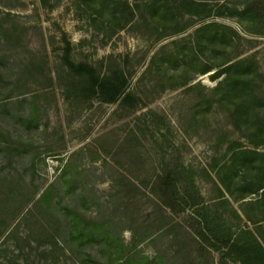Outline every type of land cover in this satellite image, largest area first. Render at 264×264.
<instances>
[{
  "label": "rangeland",
  "instance_id": "obj_1",
  "mask_svg": "<svg viewBox=\"0 0 264 264\" xmlns=\"http://www.w3.org/2000/svg\"><path fill=\"white\" fill-rule=\"evenodd\" d=\"M249 1L176 0L160 22L141 1L120 27L110 0H0V264L106 263L104 243L73 237L74 214L113 223L127 244L132 218L153 222L155 233L133 250L144 264H232L198 235L214 219L248 227L264 244V100L250 106L239 89L213 93L219 68L202 73L252 54L264 75V24L229 16ZM62 31L75 61L102 73L119 64L131 99L78 97L60 60ZM166 170L181 189L190 177L196 185L177 213L157 205ZM120 173L137 187L111 197ZM10 190L28 204L3 227Z\"/></svg>",
  "mask_w": 264,
  "mask_h": 264
},
{
  "label": "trees",
  "instance_id": "obj_2",
  "mask_svg": "<svg viewBox=\"0 0 264 264\" xmlns=\"http://www.w3.org/2000/svg\"><path fill=\"white\" fill-rule=\"evenodd\" d=\"M45 7H53L52 0H40ZM134 7L139 6L138 2H146L148 8L151 10V15L158 14L159 22L164 20L166 15V9L176 0H135ZM110 12V18L117 19L120 27H125L128 23L132 22L135 17V8L129 3L128 0H110L106 4ZM160 9V10H159ZM207 16H211L208 13ZM229 16L237 17L240 20L248 21L250 23L259 22L264 24V2L260 0H252L247 2L244 6H233L229 8ZM205 26L199 28L196 31L198 38L203 36ZM61 40L63 46L61 47L62 53L60 56L61 63L67 68L73 81L71 89L78 97L85 99H98L101 102L114 103L123 95L128 87V76L123 68L117 64L114 60L110 61L106 67L105 72H101L99 68L88 62H77L72 58V43L67 39L66 32L62 31ZM237 54L235 57H238ZM232 57L216 66H206L203 68L202 73L219 68L211 74L212 79H217L220 76L223 78L210 90L211 92H231L235 89H239L244 99L240 102H246L250 106L261 105L260 101L264 100V87L259 82V79L264 75L258 71L257 60L254 55H246L239 59ZM224 66V67H222ZM222 67V68H220ZM190 86V89H193ZM228 89V90H227ZM132 94L127 92L124 94V99H131ZM224 96L220 97V102H224ZM66 169V167H65ZM190 177V176H189ZM111 197L119 195L124 188L137 185L126 175L120 173L118 176L111 178ZM159 187V207L168 208L172 212H179L177 207L181 210L185 208V205L193 203V200L189 198V190L196 187L193 178H189L186 182V191L177 185L173 176L172 170H166L162 175L158 177ZM67 181L70 182L67 176ZM264 184H260L259 189H263ZM49 190L44 191L38 198V203L48 197ZM195 193L201 198L199 191L196 189ZM6 205L9 207L10 216L5 219L3 227L9 222V219H16L21 211L26 207L28 201L23 200L21 193L15 190H10L6 196ZM2 201V200H1ZM185 205H184V204ZM128 203H125L127 207ZM183 204V206H181ZM69 205L65 206L67 209ZM74 214V232L73 237L76 239H83L81 242L86 245L91 242L104 243L107 251L106 263L101 258L95 257L96 264H144L143 258L137 256L136 251H133L137 245L148 239L155 233L153 228V222L150 220L146 222H138L136 218H132L133 225L130 226L131 241L125 243L123 237H120L117 230L112 225L109 227H103L96 219L92 221L82 220L78 215ZM250 219V218H248ZM115 224V223H114ZM137 224H140V229L137 230ZM163 229V228H162ZM263 229H260V236L263 233ZM206 245L212 247L214 250L226 249L222 258H232V264H264V244L258 238V235L250 230L248 227L233 230L230 226H227L224 218H220L219 221L215 219L210 223L207 221L206 228L198 234ZM264 241V236H262ZM59 242V241H58ZM55 241V245L58 244ZM114 248L115 251L112 249ZM64 251V249H63ZM139 254V253H138ZM137 256V257H136ZM136 258H139L136 259ZM238 262V263H236ZM155 264H157L155 262ZM161 264H178L176 261H170L169 259L161 261Z\"/></svg>",
  "mask_w": 264,
  "mask_h": 264
}]
</instances>
